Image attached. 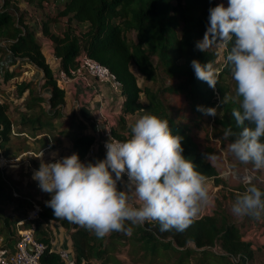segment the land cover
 Here are the masks:
<instances>
[{
    "label": "trees",
    "instance_id": "16d2710c",
    "mask_svg": "<svg viewBox=\"0 0 264 264\" xmlns=\"http://www.w3.org/2000/svg\"><path fill=\"white\" fill-rule=\"evenodd\" d=\"M14 0H0V37L6 42V51L14 57L27 60L43 72V86L49 89V96L36 95L31 83L20 81L17 95L24 99V108L19 109L20 131L29 129L32 135L41 132H54L71 136L69 156L77 153L83 160L90 152L96 135L86 131L87 123L76 114L64 115L66 104L65 88L47 61L41 49L36 31L22 14L14 11ZM19 1V0H17ZM42 5L49 0H24ZM58 6L57 13L42 23V34L52 41L53 53L59 59L60 68L71 75L70 70L79 65V57L87 55L108 67L121 84L124 97L121 112L123 115L116 127H111L112 135L124 141L131 135L130 125L125 115L146 113L157 115L169 121L174 135L182 137V155L196 165V170L213 178L216 184L222 183L218 170L205 150L200 148L188 127L174 117L164 94H183L191 110L198 116L197 106L217 108L215 122L224 132L228 127L235 131L236 124L232 110L238 108L235 102V82L227 61L218 73L216 90L196 78L191 62L212 61L218 64L213 46L206 53L196 50L195 44L203 39L208 27L209 9L216 7V0H52ZM57 18H65L66 26L54 32L50 23ZM136 32V41L128 38V33ZM235 37L233 38V43ZM228 52L231 45L227 46ZM136 68L144 80L158 82L161 75L176 78V84L159 89L141 87ZM8 74V73H7ZM227 74L232 89L222 79ZM10 75H6L8 80ZM217 92L219 95H217ZM142 95L143 98L142 99ZM226 97L227 102L223 103ZM44 102L48 104L45 107ZM9 106L0 101V149L5 147L13 131ZM62 118L61 127L56 122ZM248 122L246 121V124ZM230 141V140H229ZM256 183V182H254ZM257 184V183H256ZM262 190L264 187L257 184ZM237 195L245 191L242 183L235 188ZM10 178L0 166V203L11 201L15 206H29L25 195H13ZM41 205L40 217L36 221V237L46 245L41 261L48 264H66L59 252L52 248L49 223L57 220L67 230L72 241V254L77 262L86 264H246L254 259L253 243L245 239L238 225L224 210L212 211L195 217L183 232L175 230L160 232L157 222L133 225L125 222L130 234L112 232L98 238L93 231L66 219L56 218L50 207ZM27 211V210H26ZM25 213H13L2 219L0 232L8 245H13L17 235L15 224L25 217ZM11 226V227H10ZM24 223L22 227H26ZM11 228V229H10ZM6 231V233H5ZM5 233V234H4ZM119 245L128 247L129 262L117 255Z\"/></svg>",
    "mask_w": 264,
    "mask_h": 264
},
{
    "label": "clouds",
    "instance_id": "9594fccd",
    "mask_svg": "<svg viewBox=\"0 0 264 264\" xmlns=\"http://www.w3.org/2000/svg\"><path fill=\"white\" fill-rule=\"evenodd\" d=\"M229 44L227 61L239 107L232 110L237 130L226 128L223 138L230 140L228 149L236 160L264 170V0H228L227 7L221 3L209 9L208 27L196 50L206 53L214 45ZM191 66L197 79L215 89L218 69L212 61L194 59ZM197 111L217 115L214 107L197 106ZM129 127L128 139L109 137L106 158L96 163H83L77 153L54 163L41 160L33 179L41 191L52 194L46 205L56 218L79 224L98 238L130 234L125 222H157L160 232L185 231L209 203L207 177L182 155V137L173 134L167 119L146 113ZM125 172L130 183L122 191L117 182ZM244 184L231 212L260 219L264 190L250 178Z\"/></svg>",
    "mask_w": 264,
    "mask_h": 264
},
{
    "label": "rangeland",
    "instance_id": "374dc122",
    "mask_svg": "<svg viewBox=\"0 0 264 264\" xmlns=\"http://www.w3.org/2000/svg\"><path fill=\"white\" fill-rule=\"evenodd\" d=\"M216 1L218 4L223 3L225 7L228 6V0ZM13 3L17 5L14 11L24 15L25 21L35 29L36 35L41 42L42 52L51 65L55 76L65 88L66 104L64 115L76 114L86 121V131L95 134L101 139L104 137L107 127H112V122L118 117L116 111L120 109L119 99L107 100L103 96L104 91H100L98 85L86 82V78L89 76L87 73L81 75L71 74L66 80L60 77L62 69L60 68L59 59L53 53L52 41L44 36L41 31L43 21L48 17L55 16L57 13L58 6H55L52 0L44 2L42 5L28 3L24 0H14ZM65 26V18H57L56 21L50 23L51 30L57 33H60ZM128 38L131 41H136V32L131 31L128 33ZM216 51L218 53L216 60L218 64H215L214 67L218 69L219 73L227 62L228 48L221 45L216 47ZM132 70L136 73L137 82L141 87L148 86L156 90L178 82L176 78H168L165 75H161V79L158 82L144 80L134 66H132ZM6 75H10L8 80L5 79ZM43 75L41 70L27 60L14 57L11 53H8L6 51V42L0 37V101L8 104V112L13 122L10 141L5 147L0 149L3 155L0 157V166H2L5 174L10 178L14 192H19L39 204H46L51 199L52 194L40 190L38 181L33 179L34 172L39 169L41 160L54 163L69 156L71 147V136L60 135L57 133V130L52 133L41 132L36 135H32L29 129H23L25 130L23 132L20 131L19 109L24 108V99L28 91H25L22 97H19L16 85L20 81H28L31 83V87L34 89L36 95L47 99L50 92L48 88L43 86ZM82 79L85 80L84 83H81ZM222 79L225 80L229 85V90H231L230 76L223 74ZM76 80H80V83H77L78 81ZM93 85L95 86L93 87ZM89 87L91 88L89 89ZM101 92L103 99L96 98ZM215 93L219 95L217 92ZM164 97L176 120L188 127L194 139L199 143L200 148L208 154L215 156L214 159L209 160L216 167L218 175L222 179V183L220 184H216L213 178L207 179L210 200L198 216L211 213L212 211L224 210L231 220L238 225L244 238L251 240L253 243L254 259L245 263L264 264V213H262L260 219H254L251 217H235L231 212L232 204L236 200L235 195L238 193L235 188L244 183L245 178H250L253 182L264 187V170H255L251 164L244 165L235 159L228 149L230 141L223 138V132L217 126L215 117L205 114L198 116L191 110L183 94L166 92ZM142 99H144L143 95ZM44 105L48 108L46 102H44ZM127 115L129 116V120L140 117L139 114ZM62 121V118L57 120L56 129L61 127ZM100 153L99 149L96 148L92 156L86 157L81 161L86 164L90 162L96 163L103 160ZM227 167L232 172L227 174L225 172V168ZM113 175L115 176L114 173ZM129 183L128 178L122 177L117 182V187L122 191L127 190ZM14 192L13 195L17 196ZM27 201L30 203L28 208L19 209L11 201L0 203V229L3 227L2 219L4 217L16 212H26L27 214L31 206V202L28 199ZM127 251V246L119 245L117 255L126 262H129Z\"/></svg>",
    "mask_w": 264,
    "mask_h": 264
},
{
    "label": "built area",
    "instance_id": "2783aa9c",
    "mask_svg": "<svg viewBox=\"0 0 264 264\" xmlns=\"http://www.w3.org/2000/svg\"><path fill=\"white\" fill-rule=\"evenodd\" d=\"M78 61V67L71 69V74L81 75L87 73L99 80L110 79L115 83H119L108 67L89 56L84 54L79 57ZM60 77L66 80L69 74L61 70ZM110 136L114 137L111 133V127H107L104 137L100 139L96 136L89 154H93L96 148L102 149L106 154L105 142L109 140ZM2 156V152H0V157ZM225 172L228 174L232 171L227 167L225 168ZM123 178H128L127 172H125ZM14 194L18 195L16 192ZM27 199L31 202V206L25 217L15 224L17 238L14 244L8 245L5 241V236L0 232V264H48L41 261V256L46 249V245L36 237V221L40 217L41 205L29 197ZM24 223H27L26 227H22ZM59 255L66 264H86L84 261L77 262L73 254L66 249L59 251Z\"/></svg>",
    "mask_w": 264,
    "mask_h": 264
},
{
    "label": "crops",
    "instance_id": "0c3cea01",
    "mask_svg": "<svg viewBox=\"0 0 264 264\" xmlns=\"http://www.w3.org/2000/svg\"><path fill=\"white\" fill-rule=\"evenodd\" d=\"M78 81L77 83H80V80H76ZM84 83L85 80H81V83ZM86 82L88 84H96L98 85L100 88V91H104L103 96H105V98L107 100H114V98L119 99V103H120V109H117L116 113L118 115L117 119H115L112 123L113 126L112 127H116L118 120L120 119V117L123 115V113L121 112V107H122V102L124 100V97L122 95L121 92V85L119 83H115L114 81L110 80V79H106V80H99L91 75L87 76L86 78ZM85 83V84H87ZM88 86V85H87ZM95 85H93L94 87ZM91 87H89L90 89ZM102 92L99 94L98 97L96 98H102ZM126 119L128 122L136 119V117L134 119L129 120L128 119V115H125ZM82 119V118H81ZM86 122V121H85ZM99 152H101V158L105 159L106 158V154L104 153V151L100 148ZM92 156V154H88L86 157ZM85 157V158H86ZM49 231H50V235H51V242H52V248L56 251H61L63 249H66L67 251L71 252L73 251L72 249V241L70 238V235L68 234L67 230L60 224L59 221L57 220H52L50 221L49 225Z\"/></svg>",
    "mask_w": 264,
    "mask_h": 264
}]
</instances>
